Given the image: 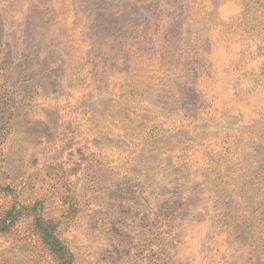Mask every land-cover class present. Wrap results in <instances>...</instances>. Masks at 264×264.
I'll use <instances>...</instances> for the list:
<instances>
[{"label": "rangeland", "instance_id": "374dc122", "mask_svg": "<svg viewBox=\"0 0 264 264\" xmlns=\"http://www.w3.org/2000/svg\"><path fill=\"white\" fill-rule=\"evenodd\" d=\"M0 186L76 264H264V0H0Z\"/></svg>", "mask_w": 264, "mask_h": 264}, {"label": "trees", "instance_id": "16d2710c", "mask_svg": "<svg viewBox=\"0 0 264 264\" xmlns=\"http://www.w3.org/2000/svg\"><path fill=\"white\" fill-rule=\"evenodd\" d=\"M13 189V186H0V195L6 197ZM43 208L44 202L40 200L32 203L15 200L10 206L0 205V234L16 235L12 248L0 249V264L24 261L34 264L36 260L46 259L39 245L55 258L56 264H76L74 252L57 232L56 220L47 216Z\"/></svg>", "mask_w": 264, "mask_h": 264}]
</instances>
